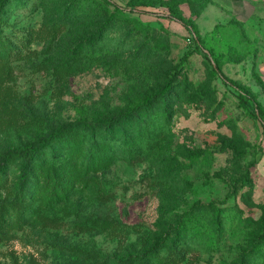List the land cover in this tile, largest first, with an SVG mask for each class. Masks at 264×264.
Here are the masks:
<instances>
[{"label":"rangeland","instance_id":"1","mask_svg":"<svg viewBox=\"0 0 264 264\" xmlns=\"http://www.w3.org/2000/svg\"><path fill=\"white\" fill-rule=\"evenodd\" d=\"M157 1L146 8L154 13L119 12L108 29L113 8L106 0L7 1L0 37L11 54L0 61V155L67 122L87 119L98 129L127 115L181 65L168 98L171 121L162 118L161 104L142 113L163 129L146 153L125 155L122 136L114 159L87 171L81 152H73V173L58 198L42 183L17 202L16 171L7 168L0 264H118L182 220L204 239L187 238L176 253L165 250L148 264H264V121L253 113L256 104L264 108V0L197 19L200 48L182 22L166 16L177 6L186 20L189 4ZM78 42L88 47L70 68ZM211 58L248 93L247 105ZM77 137L90 144L91 133ZM45 154L59 164L49 149ZM218 214L235 221L207 243Z\"/></svg>","mask_w":264,"mask_h":264},{"label":"trees","instance_id":"2","mask_svg":"<svg viewBox=\"0 0 264 264\" xmlns=\"http://www.w3.org/2000/svg\"><path fill=\"white\" fill-rule=\"evenodd\" d=\"M8 0H0V30L2 28L3 17L6 11ZM107 5L112 7L107 24L103 27L108 29L110 24L116 19L117 14L130 10L131 12L154 13L146 10L147 7L158 6L157 0H127L126 6L118 4L115 0H106ZM211 0H183V3H188L191 8V15L185 20L177 6H170L166 16L182 22L191 32V39L201 46V32L197 24V19L203 13ZM201 4V5H198ZM198 5V6H197ZM196 11H193V9ZM195 12V14H194ZM190 20V22H188ZM142 25V24H140ZM1 36V35H0ZM82 42L75 43L72 47V58L68 61L70 68L77 66L78 61L82 58L84 48L87 44ZM11 44L0 37V61L9 54ZM91 50L95 46H91ZM95 56L101 58L96 52ZM186 55L182 57L184 63ZM213 70L222 77L225 83L237 87L239 96L244 105L250 102L248 93L236 85L228 78L220 69L217 61L211 58ZM180 65L174 66L167 82L160 86L155 92L148 95L142 105H137L127 115L113 117L103 120L104 126L97 127L93 122L87 119H79L77 121L67 122L59 127L52 128L46 135L31 141L27 145L10 149L0 155V188L8 183L7 168H15L16 171V187H17V202L24 199L29 193L30 188L40 189L42 183L47 187V193L51 198L60 197L67 191L65 186L68 183L67 177L69 173H73L72 166L69 164L70 154L73 152H81L82 165L88 171L91 167L105 166L109 161L114 159L117 149V140L122 136L125 137V142L119 144V148H123L125 155L136 157L142 155L152 149L157 141H159L160 133L163 129L155 126V122L150 123L148 115L142 114L147 109L156 104H161V111L165 122L171 121V106L169 103L170 91L174 88V83L178 79ZM172 93V92H171ZM255 100V99H254ZM256 112H253L255 117L264 121V108L260 104L255 105ZM91 133L90 144L86 146L85 142L78 141V133ZM120 137V138H119ZM56 145L61 146V150L55 149ZM82 147L83 150L80 149ZM51 151L52 159L58 160L47 161L48 157L45 154L46 150ZM61 161V162H60ZM249 179V173L246 174ZM247 185V184H246ZM264 226V210L260 217ZM235 221L233 218L227 217L225 220L219 218V214L213 220L212 226L207 232V243H215L220 238L224 225L227 222ZM264 228V227H263ZM199 230L194 223L189 224L188 220H182L175 228H169L163 237L152 246L147 247L140 256H129L127 259L119 260L118 264H148L150 259H157L162 256V252L169 250L176 253L180 246L187 241L194 240L196 242L204 239L199 236ZM258 243L256 242L255 245Z\"/></svg>","mask_w":264,"mask_h":264},{"label":"crops","instance_id":"3","mask_svg":"<svg viewBox=\"0 0 264 264\" xmlns=\"http://www.w3.org/2000/svg\"><path fill=\"white\" fill-rule=\"evenodd\" d=\"M244 4H247V0H211L209 5L205 8L203 13L198 18V23L202 24L205 20L207 21V18L210 17L218 18L220 17V14L222 15V12L228 13V11H233L236 14L240 13V10L242 9Z\"/></svg>","mask_w":264,"mask_h":264}]
</instances>
